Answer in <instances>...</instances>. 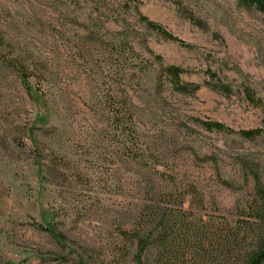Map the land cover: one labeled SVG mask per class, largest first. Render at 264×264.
Wrapping results in <instances>:
<instances>
[{"label": "rangeland", "instance_id": "obj_1", "mask_svg": "<svg viewBox=\"0 0 264 264\" xmlns=\"http://www.w3.org/2000/svg\"><path fill=\"white\" fill-rule=\"evenodd\" d=\"M165 64L201 87L176 90ZM259 186L264 10L243 0H0V264H132L136 241L120 230L148 193L184 191L211 227L249 217L253 204L264 218ZM146 256L157 264L154 249Z\"/></svg>", "mask_w": 264, "mask_h": 264}, {"label": "trees", "instance_id": "obj_2", "mask_svg": "<svg viewBox=\"0 0 264 264\" xmlns=\"http://www.w3.org/2000/svg\"><path fill=\"white\" fill-rule=\"evenodd\" d=\"M243 1L264 10V0ZM141 18L164 36L182 42L147 15L142 14ZM161 69L180 92L195 93L201 87L200 82L182 79L184 69L180 65L165 64ZM18 70L23 82L29 86L30 74L21 61ZM210 85L223 91L221 89L224 84L220 82L214 81ZM245 94L250 102L259 103V98L249 88H246ZM201 121L209 129L228 127L220 120ZM240 132L252 136L259 132V128L241 129ZM258 191L259 197L264 199V186H259ZM185 200V193L181 190H161L147 194L134 226L120 230L124 239L136 241L132 264H151L146 255L152 249L156 252L157 264H203L208 259L213 264H264V233L256 249L248 247L250 232L259 228L264 219L263 209L258 204L251 205L249 217L231 222L225 215H221L217 223L210 227L202 215L192 216L191 209L185 207ZM45 228L53 235H58L52 223H45Z\"/></svg>", "mask_w": 264, "mask_h": 264}]
</instances>
